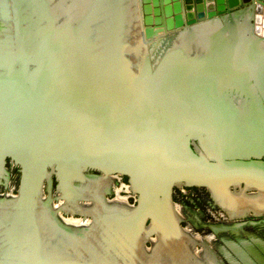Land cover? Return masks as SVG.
Masks as SVG:
<instances>
[{"label":"water","instance_id":"1","mask_svg":"<svg viewBox=\"0 0 264 264\" xmlns=\"http://www.w3.org/2000/svg\"><path fill=\"white\" fill-rule=\"evenodd\" d=\"M63 3L69 6L61 11L50 0H0V171L6 157L19 164V195L30 182L24 186V157L15 151L35 159V195L44 178L50 182L40 173L49 168L58 191L69 172L73 185L81 171L130 181L157 170L162 182L146 183L163 188L166 203L176 182L227 193L264 188V124L252 123L259 118L253 109L264 115V0ZM226 66L235 72L231 79L211 80ZM231 111L240 115L239 134L233 124L229 130L212 122L230 120ZM23 118L34 131L49 129L50 138L24 134ZM135 192L133 209L148 207L145 194ZM149 215L139 223L149 225ZM48 242L54 246L56 238ZM65 250L53 259L27 257L37 264H113Z\"/></svg>","mask_w":264,"mask_h":264},{"label":"bare ground","instance_id":"2","mask_svg":"<svg viewBox=\"0 0 264 264\" xmlns=\"http://www.w3.org/2000/svg\"><path fill=\"white\" fill-rule=\"evenodd\" d=\"M60 1L50 0V4L55 5L61 11L65 10V8L69 5H67V3L64 4L63 3L64 0H60ZM20 121L24 122L22 126V131L24 132V134H26L25 132L27 131L34 132L33 133L34 135L45 138V139L50 138V134L45 135L44 133L49 132L52 134V132L49 129L44 131L41 128L35 127V131H34V128H31V126L27 123L28 121L24 118L21 119ZM55 129H56V126H53V131ZM14 154L17 156L19 154L21 157H24L21 160L22 166L26 172L24 175V186L27 184V183L25 184V182H28V183L30 182V184L26 187V189H23L20 195H12V194L0 195L1 197L0 199L6 200L5 205H2L4 203L1 204L0 202L1 204L0 205V216L5 217V220H7L8 222H11L9 223L10 225L9 228H6L5 230L6 232H8V236H9L8 239L12 241L20 242V244H18L19 247H22L23 245H25L23 246L24 247L23 250H20V248H18L20 251L16 250L15 252L19 251L18 254H21L23 252L27 253L26 255L25 254L20 255V256L15 255L17 259H14L12 261L13 263H10V264H37L36 263L37 260L29 259L27 255H31L34 253H42V254L47 253L51 255L53 252L55 254L57 253V254L63 255L64 253H66L65 249L69 248L68 247L69 245L67 244L64 238H61L60 240V238H58L59 235L57 236L56 234L57 237L54 236L55 232L52 235L49 233V232H52V229L49 228L48 224H46L45 222L46 220L47 221L52 220L50 216H52L53 214H58V213L60 214L59 212L60 208H63L64 210L74 209V206H73L74 202L71 203L70 200L74 197L73 196L74 193L81 192L82 189L85 188L86 185L84 184L85 182L88 181L87 174H86L87 171H81L82 180H80L78 184L76 183V181H74L73 185H71V180H69L70 179L69 177L72 176V173L69 172V175L64 176V178H62L63 179L61 180L62 188H60L61 190H59L57 195L50 194L48 196H43L44 194L40 191H38L37 194L35 195L32 191L33 190L32 187L35 186L34 183L36 180L35 175H36L37 164L35 163V159L32 157H26L27 153L24 151H19V152L15 151ZM40 173H43V175L49 176L54 172L52 171L51 168H49V170L46 169L44 171H41ZM101 173L105 177L102 179V181H105V183H107L108 181V183L107 184L104 183L105 187L98 186L97 183L91 184L92 188H90L89 194H91V196L94 199H102L101 192L106 188L107 185H109L110 183L112 184V179L110 178L115 177L114 176L115 174H119V173H110V172H106V173L101 172ZM7 174H8V170L3 169L2 171H0V178L6 177ZM161 175L162 173L160 171L151 170L147 172V176H142L138 174L137 176H133L132 178L130 177V182H132V184L129 185V188L134 189L135 191H140L141 194L143 195L145 194V197L147 198L146 200H147L148 207L140 208L141 206H139V209H142L141 211L139 209H138L139 211L138 210L136 211V209H133L134 207L128 208V210L125 208L122 209L123 205H126L124 204V197L118 198V201L107 199L108 201L101 202L100 200L98 201L96 200L97 202H94V203H85L87 205L83 207L84 213L82 212V214L97 215V218H95L96 226L93 228V231L90 232V235H93V238L89 240L84 239V241H82L81 243L80 241L78 243L74 242V245L78 246L77 247L78 249H75L76 247H73L72 249L74 251L78 250L77 253L82 254V255L85 253L84 256L86 257L88 253L89 255L93 254L94 258L97 254H99L101 258L104 259L105 262H111L115 264V263H118L116 261H119L120 263L122 262V264L124 263L131 264L130 262L131 259H129L128 254L123 252V250L125 249L122 250L119 247H117L111 237H108L106 239L107 242L105 241L104 244H101L103 240L100 239V237L102 236V233L104 234H107L108 232H110L111 234L115 233L120 239H122V241L125 244L128 245L130 239L133 241L135 240V233H134L135 230L138 233L142 231H145L146 233V230L144 229L145 223L142 222V224H140L139 220L140 218L141 219L146 218L149 214H150L149 216L152 219V222H151L150 227L148 228V232L149 231L156 232V235L151 238L153 244L155 242V239L157 238L160 239L161 237H164L165 234L167 235L174 234L176 236H182L184 238H187L186 240L189 241L188 234L185 232V230L182 229V227L179 224L180 211L178 210L176 211L174 204L172 202L166 203L164 199L161 198L160 196L161 193L164 192V189L163 188L160 189L154 184L146 183V179H145L146 177L148 180H152L155 183V181H158L157 179H159ZM161 182L162 181L160 180L158 181V183H161ZM188 183L189 182H181V183L176 182L175 184L176 186H182V185H188ZM95 185H97L98 188ZM259 187L263 188L262 186H259ZM241 188L242 187H240V189ZM220 191L222 192L223 196L227 194H232V193H227L223 187L218 186V188L213 190L214 195L218 199L224 198L223 196L219 195ZM154 194H156L159 197L158 202L157 201L154 202V200L151 199L155 197ZM49 198H51V200H49ZM54 198L58 200L56 201L57 203L61 204V206L57 209L55 208L54 204H52V200ZM62 198L63 200H60ZM103 198L106 199V197H103ZM232 199H234L233 194H232ZM45 201H49L51 203L50 206H52L53 212H50L49 209L47 210L43 209ZM91 204L93 206H96V208L93 209V212L90 210L86 211L85 208L87 209V206L88 205L90 206ZM251 204L253 205V203ZM178 212H179V215H178ZM105 226H107L106 230L104 229ZM50 236H53L54 238H56V244H54L56 248H54L53 245H49L45 242V240L50 239ZM129 236H131L130 239H129ZM183 241L184 240H182V242ZM22 243L23 245H21ZM47 247L51 249L54 248V251H50ZM193 249H196V248L193 246ZM50 257L51 259H53L52 255ZM127 258H128V261H127ZM133 260L135 261V259ZM63 261L64 260H56L55 263L62 264ZM72 261L73 260H70L67 262H72ZM39 262H42V261L39 260ZM47 263H49V261ZM82 263H83V260H82Z\"/></svg>","mask_w":264,"mask_h":264},{"label":"flooded vegetation","instance_id":"3","mask_svg":"<svg viewBox=\"0 0 264 264\" xmlns=\"http://www.w3.org/2000/svg\"><path fill=\"white\" fill-rule=\"evenodd\" d=\"M262 158H264V157H262ZM6 164H8V169L6 167ZM14 166H18V172L20 175L17 193H14V192L9 193L8 192L6 194L19 195V187H20V180H21V167L19 166V164H17L15 161H13L10 157H6L4 160V163H3L2 170L7 169L8 175H9V173L14 169ZM86 174H87V180L88 181L85 182V184H84V185H86L85 188L82 189V191L80 190L81 192L74 193L73 194L74 197L70 200L71 203H73V202L75 203V204L73 203L74 209H71V210L65 209V211H67L68 213H71V214L73 213V215L75 213L77 215L65 217L56 211L58 214H53L52 216H50V218L52 220H49V221L46 220V222H45L46 224H48V227L52 229V232H49L51 235L54 232H57L58 234L61 233L58 236V238H60V240H61V238H63L62 236H64L65 237L64 239H66L65 240L66 242L67 241L71 242V244H70V242L68 243L69 246L67 245L70 250H72L71 247H76L75 249H78L77 248L78 246L74 245V240H78V242L80 241V243H81L82 241H84V239L89 240V239L93 238V235H90V232L93 231V228L96 226V219L95 218H97V215L82 214V212L84 213L83 207L85 205H87L85 203H94V202H97L98 200H100L101 202L108 201V200H113V201L117 200L118 201V198L124 197V204H126V205H123L122 209L125 208L127 210H128V208L133 207L132 205H136V203H137L138 193L135 192L134 189L129 188V185H131V182L129 181L127 175L115 174L114 175L115 177L110 178V179H112V184L110 183L109 185H107L106 188L101 192V198L102 199H94L91 196V194H89L90 188H92L91 184L97 183L98 186H101V187L104 186L105 187V184H107L108 181H107V183H105V181H102V179L105 177L101 172H99V173H96V172L88 173V172H86ZM8 175H6V177H2L0 179L7 181ZM124 177H127V181L129 182V184L122 183L121 188L126 189L127 191H128V189H130V191L135 192L134 194H135L136 198L132 195L134 197L133 201H132V199L129 198L130 197L129 194H127V195L118 194V192H119V191L117 192L118 188L113 186V179H117V180L121 179L122 180ZM50 180H51V183L49 185H48L49 182L47 180H45V183L44 182L42 183V187L40 189L41 190L40 192L43 193L45 191L47 193L46 195H43V196L50 195L49 191L53 188L54 181L57 180L54 173L51 174ZM1 182L2 181H0V183ZM97 185H95V186L97 187ZM0 186H3V185H0ZM174 186L177 187L178 189H182V188H184V186H187V185H182V186L174 185ZM198 186L205 187L206 190H208V192L210 193V195H212L214 197V199L223 207L225 212L230 217H237V216L239 217L241 215L247 216L250 214V211L254 214L255 213L264 214L263 213L264 212V210H263L264 204H262V203H264V190H263V188H260L259 186H253V188H241V189L239 188L238 190L231 192L234 196V199H232V194H227V195L223 196L221 191H220L219 195L223 196L224 198L218 199L214 195L213 190L211 191L207 186H205V185H198ZM47 187L49 188V190H47ZM42 189H43V191H42ZM247 189H250V192H247ZM108 193H113L114 197L109 198L108 196H105ZM3 194H5V193H3ZM3 194H0V195H3ZM103 197H106V199ZM171 197H172V195H171ZM49 200H51V198H49ZM60 200H63V198ZM5 201H6L5 199H0L1 204L4 203L2 205H5ZM48 202L49 201H45L43 209L44 210L49 209L50 212H53L52 206H50L51 203L49 202L50 203L49 204ZM258 202H259V204H258ZM251 203H253V205ZM52 204H54L56 209L61 206L60 203H54L53 200H52ZM94 208H96V206H93L91 204L90 206L88 205L87 209L85 208V210L86 211L90 210L93 212ZM175 210L177 211L178 209L175 208ZM178 211H180V210H178ZM178 215H179V212H178ZM179 217H180V221H181L183 218L181 211H180ZM148 221L149 220L147 219L145 223H147ZM180 221H179V224H180ZM234 222L235 221L222 222V225H221V223L220 224L218 223L219 226L217 228H220V227L223 228L224 227L230 231L233 230V231L241 232L243 225L238 223V222L237 223H234ZM9 223H11V222H8L7 220H5V217L0 216V264L13 263L12 261L14 259H17V257H15V255H18L19 251L23 250L24 249L23 246H25L22 243L21 245H23V246L19 247L18 244H20V242L12 241V240L8 239V237H9L8 232H6L5 230H6V228H9V226H10ZM150 225H151V223L149 225L144 224V229L146 230V233H145V231L138 233L135 230L134 231L135 240L134 241L131 240L130 239L131 236H129L130 240H129L128 245L125 244L122 241V239H120L115 233L111 234L110 232H108L107 234L102 233V236L100 237V239H102L103 241L101 242V244H104L106 239L108 237H111L117 247H119L122 250L125 249V250H123V252L128 254L129 259H131V260L135 259L136 264L137 263H145V264H167V263H170V264H198L199 263L200 264V262H199L200 259H198V257L211 258L215 261V257L213 256V252H212L214 249L212 247H211L212 248L211 249L207 245V243L202 242L203 247L201 249H198V248L193 249V246L195 247V245H196V243H198V241L189 234V231L187 228H184L180 225L182 227V229L185 230V232L188 234V240L189 241L186 240L187 238H184L182 236H176L174 234H168V235L165 234L164 237L159 236V237H161L160 239H158V238L155 239V242L153 244L152 239H151L152 238L151 235L154 234V236H155L156 232L155 231L154 232L153 231L148 232V228L150 227ZM106 228H107V226L104 227L105 230H106ZM91 234H93V233H91ZM143 234H145V235H143ZM250 235H251V238L249 240L243 239L241 237L242 235H240L234 241H232V240L227 241L226 252L230 256L231 255L233 256V259H234L233 263H235V264H264V243L258 238L257 235H252V234H250ZM182 240H184V241L182 242ZM45 242L50 244L48 242V240H45ZM179 242H180V244H179ZM147 243H149V245H147ZM160 247L162 250L160 249ZM18 248H20V250ZM16 250H19V251L15 252ZM222 253L226 254L225 251H222ZM180 257L181 258L184 257V260H180ZM127 261H128V258H127ZM197 261H198V263H197ZM211 264H215V263L212 262Z\"/></svg>","mask_w":264,"mask_h":264},{"label":"rangeland","instance_id":"4","mask_svg":"<svg viewBox=\"0 0 264 264\" xmlns=\"http://www.w3.org/2000/svg\"><path fill=\"white\" fill-rule=\"evenodd\" d=\"M46 38L44 37V39ZM47 42L48 41L45 42L46 44L45 46H42L41 48L42 50L47 47ZM229 68L230 67L226 66L222 68L221 70L218 69L217 71H220V72H218L217 75L215 74L210 75L211 80H213L214 77L218 80L231 79L233 77L232 75L235 72H231ZM224 72L227 73V75L223 74ZM6 101L7 100H5V103H7ZM0 104H3L2 100H0ZM8 105H4V107L5 106L7 107ZM193 105H196L197 107H199L197 103L192 104V106ZM13 111H14L13 109L6 111V116H9ZM253 111H254V114H252V116L254 117L259 116V118L255 117L256 118L255 119L252 117L253 119H255V120H252V123L253 124H256V123L264 124V115L262 113L257 115V113H255L257 111V108L253 109ZM231 112L232 114H230V116L228 115L230 117V120L224 121V115H221L219 117H215L212 122L216 121L217 123L225 126V129L228 128L229 130H230L229 126L233 124L232 128L235 134H239L241 131L240 130V125H241L240 115L238 112H235V111H231ZM6 167L8 169V164H6ZM91 172L99 173L98 171H95V170ZM19 178H20V175L18 172V166H14V169L8 175L7 181L0 179V181H2L0 185H3V186H0V194H3V193L6 194L8 192L17 193ZM45 180L46 179L44 178L42 180V183L43 182L45 183ZM50 183H51V180L48 184ZM122 183L129 184V182L127 181V177H124L122 180L113 179V185L118 188L117 190V192L119 191L118 194L120 195L129 194L130 195L129 198L132 199L133 201V198L134 197L136 198L134 194L135 192L130 191V189H128V191L126 189H122L121 188ZM57 186H58V182L57 180H55L53 184V188L50 190V194H53V195L58 194L59 191L57 189ZM247 192H250V189H247ZM43 194L46 195L47 193L44 191ZM171 195H172L171 201L174 204V207L181 211V214L183 217L182 220L180 221V225L184 228H187L189 231V234L198 241V243H196L195 245V248L201 249L203 247V244H202L203 242V243H207V245L210 248L212 247L214 249L213 251L212 250L211 251L213 252L215 261L211 258L203 257L201 260H199L200 264H211L212 262L215 264H235L233 263L234 262L233 256L232 255L230 256L226 252L227 241L229 240L234 241L240 235H242L241 237L243 239H247V240L251 238L250 234L257 235L258 238L264 243V214H259V213L254 214L250 211V214L247 216L241 215L239 217L238 216L230 217L225 212L223 207L214 200L213 196L210 195L208 190H206L205 187L198 186V185H195V186L187 185V186H184V188L182 189H178L177 187L173 186ZM106 196H108L109 198L114 197L113 193H108ZM53 201L56 202L57 200L54 198ZM60 209H59L60 214L65 217L77 215L75 213L74 215L73 213L72 214L68 213L63 208H60ZM227 221L229 222L235 221L234 223L238 222L242 224L243 225L242 231L241 232L233 231V230L230 231L224 227L217 228L220 223L222 225V222H227ZM148 223L149 221L146 223V225ZM153 236L154 234L151 235V237ZM147 245H149V243H147ZM48 249L51 251V248H48ZM222 251H225L226 254L222 253ZM180 260H184V257L182 258L180 257Z\"/></svg>","mask_w":264,"mask_h":264},{"label":"crops","instance_id":"5","mask_svg":"<svg viewBox=\"0 0 264 264\" xmlns=\"http://www.w3.org/2000/svg\"><path fill=\"white\" fill-rule=\"evenodd\" d=\"M1 28H5V25L0 21V30Z\"/></svg>","mask_w":264,"mask_h":264}]
</instances>
